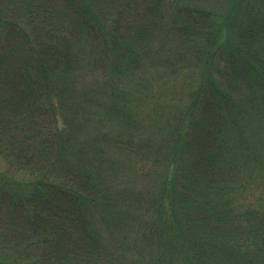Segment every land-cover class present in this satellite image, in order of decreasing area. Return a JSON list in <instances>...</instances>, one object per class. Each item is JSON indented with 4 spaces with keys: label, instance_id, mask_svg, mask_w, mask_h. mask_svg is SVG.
I'll return each mask as SVG.
<instances>
[{
    "label": "trees",
    "instance_id": "1",
    "mask_svg": "<svg viewBox=\"0 0 264 264\" xmlns=\"http://www.w3.org/2000/svg\"><path fill=\"white\" fill-rule=\"evenodd\" d=\"M159 67L198 82L144 137L123 80ZM164 130L169 177L134 196L166 222L156 264H264V0H0V155L28 175L0 170V264H122L105 171Z\"/></svg>",
    "mask_w": 264,
    "mask_h": 264
},
{
    "label": "rangeland",
    "instance_id": "2",
    "mask_svg": "<svg viewBox=\"0 0 264 264\" xmlns=\"http://www.w3.org/2000/svg\"><path fill=\"white\" fill-rule=\"evenodd\" d=\"M184 67L179 68L174 73L165 67L147 68L124 78L125 94L130 95L131 105L135 109L137 108L134 111L141 112L138 118L144 137L147 136V133L152 135L156 131L157 125L163 123L162 119L165 117V115L162 118L160 115L155 117L152 113L153 106L158 104L162 107L166 106L164 108L166 114L171 115L172 112H180L183 116V110L189 100V91L198 82L196 70L192 68L183 69ZM88 76L94 77L95 75L89 74ZM88 76L87 81L92 79ZM139 86L143 88L142 92L139 91L141 89L137 88ZM169 135L170 131L164 130L160 133V136H154V138L159 139L156 142L159 145L154 159L145 160L135 157L129 163H118L105 171L110 177V181L112 180L114 186L112 191L121 189L129 196L124 200L125 202L121 199L115 200L113 206L121 209L117 210L120 213L116 216V220L99 226L101 237H104V244L114 252V257L118 263L147 264L150 261L156 264L158 252H155L156 246L152 242L150 238L152 234L150 235L149 232L154 229L159 236L165 231L162 225H166V222L151 208L149 210L144 208L146 206L144 201L142 204L136 199V203H134V196L140 193L149 200L151 196H156L162 190L166 179L169 177L167 163L172 161L171 150L168 148ZM0 170L10 171L18 178L28 177V175L9 167L1 155ZM261 193V189H256L254 196L262 195ZM254 202L257 203L258 201ZM137 204L143 206L138 207ZM111 255L113 253L109 254V261ZM177 257L175 262L171 264H183V256L178 255ZM157 264L167 263L161 259Z\"/></svg>",
    "mask_w": 264,
    "mask_h": 264
}]
</instances>
